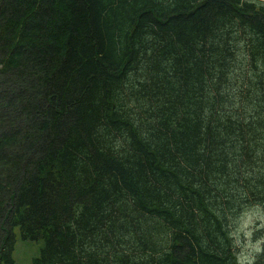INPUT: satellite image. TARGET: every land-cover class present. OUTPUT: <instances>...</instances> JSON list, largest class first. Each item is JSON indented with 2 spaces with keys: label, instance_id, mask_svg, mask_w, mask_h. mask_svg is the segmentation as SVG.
<instances>
[{
  "label": "trees",
  "instance_id": "obj_1",
  "mask_svg": "<svg viewBox=\"0 0 264 264\" xmlns=\"http://www.w3.org/2000/svg\"><path fill=\"white\" fill-rule=\"evenodd\" d=\"M261 1L0 0V264H264Z\"/></svg>",
  "mask_w": 264,
  "mask_h": 264
},
{
  "label": "rangeland",
  "instance_id": "obj_2",
  "mask_svg": "<svg viewBox=\"0 0 264 264\" xmlns=\"http://www.w3.org/2000/svg\"><path fill=\"white\" fill-rule=\"evenodd\" d=\"M261 2L264 3V0ZM255 230L258 231L259 237H254ZM261 230H264L263 210L257 206L243 209L232 229L238 259L241 263L253 261L264 241V236L260 234ZM39 247L40 242L24 241L18 238L13 251L14 264H28L32 257L38 255Z\"/></svg>",
  "mask_w": 264,
  "mask_h": 264
}]
</instances>
